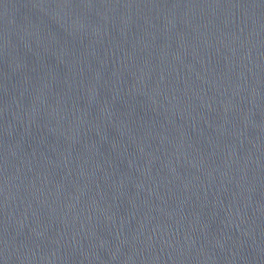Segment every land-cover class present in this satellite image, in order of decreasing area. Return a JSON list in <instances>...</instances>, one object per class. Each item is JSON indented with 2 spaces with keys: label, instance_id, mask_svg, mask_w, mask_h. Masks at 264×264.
<instances>
[{
  "label": "water",
  "instance_id": "water-1",
  "mask_svg": "<svg viewBox=\"0 0 264 264\" xmlns=\"http://www.w3.org/2000/svg\"><path fill=\"white\" fill-rule=\"evenodd\" d=\"M0 264H264V0H0Z\"/></svg>",
  "mask_w": 264,
  "mask_h": 264
}]
</instances>
